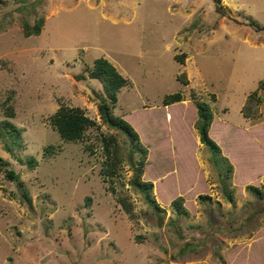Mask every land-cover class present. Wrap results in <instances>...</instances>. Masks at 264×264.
<instances>
[{
  "label": "rangeland",
  "instance_id": "374dc122",
  "mask_svg": "<svg viewBox=\"0 0 264 264\" xmlns=\"http://www.w3.org/2000/svg\"><path fill=\"white\" fill-rule=\"evenodd\" d=\"M221 5L0 1V122L8 119L22 130L12 152L4 148V142L12 146L10 138L0 139V163L8 161L6 168L23 181L8 179L0 165V264H264V197L243 184V168L264 169V88H258L264 81V0ZM39 17L41 32L25 36L22 23ZM98 57L128 81L113 113L135 127L149 150L143 179L154 182L160 211L130 183L136 167L130 159L137 154L130 155L128 139L101 121L102 83L88 76ZM181 73L185 85L177 80ZM257 89L258 112L245 117V98ZM177 91L184 99L164 106L163 98ZM192 94L214 113L210 131L233 165L230 178L228 161L212 160L199 142ZM60 104L80 107L99 128H87L81 140H63L50 123ZM8 105L13 117L4 112ZM109 134L124 157L112 179L99 173L101 136ZM49 144L54 153L45 155ZM30 157L38 162L32 170ZM252 178L250 184L260 185ZM226 188L234 190L233 202ZM179 194L184 215L169 206ZM118 196L129 200L133 218Z\"/></svg>",
  "mask_w": 264,
  "mask_h": 264
},
{
  "label": "trees",
  "instance_id": "16d2710c",
  "mask_svg": "<svg viewBox=\"0 0 264 264\" xmlns=\"http://www.w3.org/2000/svg\"><path fill=\"white\" fill-rule=\"evenodd\" d=\"M213 1L217 8H222L221 0ZM252 23L255 22L253 21ZM43 24V17H39L38 19H36L33 24L23 22L22 28L24 35H38L41 32ZM88 76L90 78L98 79L102 83L103 92L97 104L101 121L106 124L109 128L115 129L122 133L124 136H126L130 144V155L137 154V159H130V163L136 165L135 172L133 173V176L130 180L132 187L142 195L145 201L155 211H160L162 207L158 203L154 193V189H156L154 182L151 180L143 179L146 165L148 163L149 150L141 142L140 134L135 129V127L122 116H118L113 113V108L115 107L116 102L118 100V92L122 87L127 85V79L116 69V67L109 60L104 57H98L94 59L93 68L88 72ZM79 78H85V76L80 75ZM177 80L184 85L188 83V79L186 78V75L184 73H181L177 77ZM258 88H264V81L259 82ZM183 99L184 98L182 92L177 91L174 93L167 94L163 98L162 104L164 106H167L176 102H180ZM191 99L193 101L197 114L196 120L193 123V127L197 131L199 142L211 151L212 160H215L220 156L225 161H228L227 157L223 156L221 153L219 141L217 142L214 139L213 136L215 135H212L210 131L214 119V113L212 112L210 106L205 101L196 99L193 94ZM260 102L261 97L258 95V89L249 93L246 96L245 102L242 106V115L248 118L256 116L258 112V104ZM4 112L7 114L8 117L14 116L12 107L9 105L7 107L5 106ZM169 117L170 115L167 114L166 118L168 119ZM50 123L53 128L59 133L60 137L65 141L81 140L84 137L87 128H99V125L96 123V121L87 116L80 107H72L64 104H60L57 110L50 116ZM21 132L22 130L13 125L8 119L0 122V139H3L6 135L8 138H10L12 143L11 146L4 142V148L7 151L12 152L13 146L20 143ZM256 139V137H253L254 141ZM100 142L102 145L104 159L101 161L99 173L104 178L112 179L117 175L119 167L124 160L123 153L116 137L112 134L102 135ZM258 144L263 147L262 142L260 140L258 141ZM88 147L91 148L90 145H88ZM223 147L226 150L227 146L223 144ZM54 149L55 146L53 144H49L45 146L44 154L51 155L52 153H54ZM37 164L38 162L35 158L30 157L27 159V167L29 168V170L34 169ZM0 165L2 167H5V175L8 179L16 180L18 184L22 186L23 181L19 180V175L15 173L12 169L6 168V166L8 165V161H1ZM234 166L236 167L235 173L237 177L238 166L236 164ZM226 168L228 174L226 175V178H230V172H232L233 165L230 164L228 161V165ZM243 169L248 172V175L243 182V184L246 185L245 189L251 194L255 195V197L263 198L264 169L259 172L254 171L252 167ZM250 173H252V175L256 177L258 184H260L259 178L263 174L260 185L250 184L251 182L253 183L251 179L248 180V177L252 178V175ZM233 193L234 190H228L227 188L225 189L224 196L227 201H234ZM23 194L30 202V197L28 196V193L26 191H23ZM198 198L205 199L207 198V196L200 194L198 195ZM89 201L90 197H86L87 204H89ZM117 201H119V203L121 204L124 212L127 213L130 218H133L134 213L132 211V206L129 200L126 197L118 196ZM184 201V196L179 194L173 199H171L169 206L178 215H184L188 213V210L184 206Z\"/></svg>",
  "mask_w": 264,
  "mask_h": 264
}]
</instances>
